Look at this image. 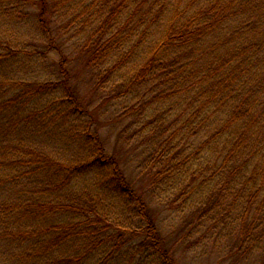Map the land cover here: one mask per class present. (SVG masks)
<instances>
[{
  "label": "trees",
  "instance_id": "trees-1",
  "mask_svg": "<svg viewBox=\"0 0 264 264\" xmlns=\"http://www.w3.org/2000/svg\"><path fill=\"white\" fill-rule=\"evenodd\" d=\"M35 3L49 47L72 38L54 37L53 17L61 21L60 29L78 19L80 30H89L74 50L88 93L78 91L73 56L61 53L59 79H0L3 105L16 106L18 116L23 110L24 119H55L54 114L60 124L54 135L62 140L69 137L62 122L72 118L86 128L81 116L87 115L90 129L81 135L89 137L85 144L96 155L65 163L40 147H13L9 167L17 170L1 173L0 183L21 186L0 198V231L9 228L0 238L7 235L12 242L8 263L1 259L0 264H177L178 248L200 244L205 254L209 235H225L231 226L236 230L219 252L220 263L237 264L263 246L264 0ZM0 47L2 60L39 52L10 49L1 41ZM59 90L63 93L55 95ZM49 95L41 107L26 104ZM102 104L111 108L118 139L139 137L124 153L145 152V188L126 176L122 150L107 151L98 133ZM83 172L94 174L81 178L75 190L76 175ZM26 178L40 180L29 195L22 182ZM112 188L122 197V210L136 213L141 225L117 220L112 229L115 221L95 202ZM146 191L158 195L162 207L183 209L172 237L157 226ZM126 231L131 233L124 236Z\"/></svg>",
  "mask_w": 264,
  "mask_h": 264
},
{
  "label": "rangeland",
  "instance_id": "rangeland-1",
  "mask_svg": "<svg viewBox=\"0 0 264 264\" xmlns=\"http://www.w3.org/2000/svg\"><path fill=\"white\" fill-rule=\"evenodd\" d=\"M75 7H71L69 10H72ZM37 10L39 11V5L34 1L29 0H0V41L4 44H8L10 49H24L20 51H29L33 52L38 50L39 52L25 53L21 52L15 55H9L8 59H0V79L4 77H10L15 79H29V80H47V79H59L62 76L59 71L56 69V64L59 61L61 53L65 56L72 55L75 57V45L81 42L88 34L89 30H80V20H76L73 23L72 27L68 29L59 28L61 21L56 17L53 19L58 22H52V26L56 29L53 31L54 37L66 38L68 39L67 43L61 45L58 43V48H52L48 46L49 40L48 35L42 29V23H39L37 19ZM68 11L59 10L58 13H67ZM57 16V15H56ZM63 16L60 18L62 19ZM66 41V40H65ZM62 42V41H61ZM57 43V42H52ZM66 46V47H64ZM60 48L62 50H60ZM0 47V51H2ZM45 52L44 55H41ZM69 60V57H68ZM82 63L79 59L74 58L71 61V67L75 71H79V76H76V82H78V91L83 94H87L86 91L87 85L82 84V74L83 70ZM73 74H71L72 76ZM70 83V81H69ZM15 90V89H14ZM14 90H9L10 93H14ZM63 93L59 90L56 94ZM15 94L17 91L15 90ZM60 95V94H59ZM87 96V95H86ZM53 97V95L46 96L43 100L37 98L33 99L32 102H27L26 104L30 108L41 107L45 102ZM3 94L0 92V174L2 176L9 173L15 172L17 168L14 165L10 164L11 158L15 155L13 147L17 145H22L25 147H40L41 149L52 153L57 158L62 159V161H79L86 160L93 155H96V151L93 153L87 145L85 144L88 140L87 136L84 137L81 135L84 133V129H90L88 127L89 117L87 115L81 116L85 120L86 128L83 125H80V122L77 123V120L70 121L72 118L62 122L65 128H68L69 137L67 139H58L54 135L53 128H59V119L54 114L51 117L55 119H50L49 117L45 118L44 116H38L35 120L26 118L24 119V114L19 113L16 106L6 108L3 105ZM89 100V99H88ZM99 99L97 97L92 101V108L95 107ZM35 102V103H33ZM117 104V101L115 102ZM102 104L98 107L97 119H99L100 126L99 131L101 137L104 139V144L108 152H113L114 149L122 150V168L125 171V174L128 178L131 177L132 182L135 186L145 188L147 186V180L143 177L144 164L142 161L144 151L141 149L132 150L134 152L129 153L125 157L124 151L128 154V147L134 141L138 140L139 137L135 136L131 139H124L120 137L118 139V129H115L116 125H113L111 116L110 106ZM94 110V109H93ZM59 116V115H58ZM61 123V124H62ZM57 126V127H56ZM90 131V130H89ZM92 132V131H90ZM87 140V141H85ZM85 144V145H84ZM80 145H84L81 147ZM13 149V150H12ZM125 157V158H124ZM8 165H4L7 164ZM148 164V161H146ZM13 164V163H12ZM69 164V163H68ZM152 169L154 166H151ZM104 172V170L102 171ZM87 172L76 175L74 182L75 190L81 188L83 182L81 178H90L92 174L86 176ZM97 179V178H96ZM102 180L100 179V182ZM25 185L26 194L29 195L30 191L39 185V179H24L22 180ZM90 182V181H89ZM2 184V183H0ZM21 182L7 183L0 185V198L5 199L12 195V192L15 191ZM21 189V188H19ZM24 190V191H25ZM83 192V191H82ZM110 194L104 196L100 195L95 202H98L97 207L101 211L108 212L112 219L115 221L112 229L117 227V220L123 222V225L126 226H137L135 217H138L136 213H128L123 208L122 197L116 195L113 192H116L113 188L110 190ZM103 193V191H102ZM146 197L150 198L149 204H152V210L157 214L156 223L159 229L165 234L168 238L172 237L173 231L177 230V223L181 218V213L177 210H170L168 208L162 207V201L158 198V195H150L149 191H146ZM89 200H84L85 204H88ZM94 202V203H95ZM137 207V206H136ZM124 211V212H123ZM0 218L4 219L2 216ZM111 222L113 220L109 219ZM1 226V225H0ZM9 228H6L8 230ZM204 227L201 231H203ZM0 231V233L5 232ZM236 226H231L227 229L225 235L215 234L214 232L208 237L209 242H206L205 254H201L203 247H195L192 250H188L186 246L178 248L175 251L174 257L177 264H226L220 263L221 253L219 252L230 243L232 234L235 233ZM111 233L114 231L109 230ZM117 231V230H115ZM201 231H197L198 233ZM131 231L123 232L124 236H127ZM10 236V235H9ZM11 237V236H10ZM11 240L7 235H4L0 238V260L2 259L5 263H8L7 257L9 256V248H11ZM264 246V244H263ZM260 246L257 251H252L251 256L247 255L242 261L237 264H262L264 262V247ZM203 253V252H202ZM156 261V260H155ZM157 263V261H156Z\"/></svg>",
  "mask_w": 264,
  "mask_h": 264
}]
</instances>
